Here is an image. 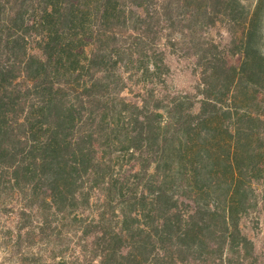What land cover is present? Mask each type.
Returning <instances> with one entry per match:
<instances>
[{
	"label": "trees",
	"instance_id": "16d2710c",
	"mask_svg": "<svg viewBox=\"0 0 264 264\" xmlns=\"http://www.w3.org/2000/svg\"><path fill=\"white\" fill-rule=\"evenodd\" d=\"M260 211L264 0H0V264H259Z\"/></svg>",
	"mask_w": 264,
	"mask_h": 264
},
{
	"label": "rangeland",
	"instance_id": "374dc122",
	"mask_svg": "<svg viewBox=\"0 0 264 264\" xmlns=\"http://www.w3.org/2000/svg\"><path fill=\"white\" fill-rule=\"evenodd\" d=\"M212 36L224 45L229 44L231 41V35L224 26L213 29ZM166 60L171 68V73L167 77V84L160 88L161 91L164 94L174 92L196 93L201 81V74L196 63V58L180 51L173 52L169 47H166ZM230 62L237 65L240 63V57L231 55ZM132 88L134 91L130 92L128 90L125 93L130 99H134L135 93L139 91L137 87ZM242 228L244 233L255 243L259 264H264V211H260L256 215L244 219L242 221Z\"/></svg>",
	"mask_w": 264,
	"mask_h": 264
}]
</instances>
